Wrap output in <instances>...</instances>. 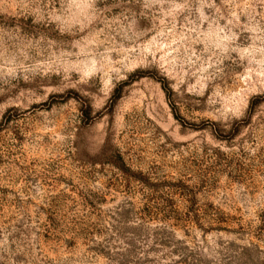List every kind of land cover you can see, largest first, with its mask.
<instances>
[{
  "label": "rangeland",
  "instance_id": "obj_1",
  "mask_svg": "<svg viewBox=\"0 0 264 264\" xmlns=\"http://www.w3.org/2000/svg\"><path fill=\"white\" fill-rule=\"evenodd\" d=\"M0 264H264V0H0Z\"/></svg>",
  "mask_w": 264,
  "mask_h": 264
},
{
  "label": "trees",
  "instance_id": "obj_2",
  "mask_svg": "<svg viewBox=\"0 0 264 264\" xmlns=\"http://www.w3.org/2000/svg\"><path fill=\"white\" fill-rule=\"evenodd\" d=\"M141 76L143 75H139V77ZM137 181H139L141 185L140 187L143 189L144 196L143 205L138 211V218H149L151 220H159L161 222L160 225L153 228V232L151 234L153 241L151 245H149L150 249L156 250V248H165L171 244L170 239H168V235H165V230L168 226L181 225L187 231L192 226H197L202 230L221 228L220 226L212 227L211 225V222L218 221L191 217L179 218L174 215V212L176 211L174 196L176 194L180 195L184 201L193 204V199L189 197L190 192L188 191L185 181H170L166 179L162 181H151L148 176L138 177ZM174 252L179 253L180 249L175 246V244H172V249L169 253L172 255ZM186 258L187 255H182L180 261H185Z\"/></svg>",
  "mask_w": 264,
  "mask_h": 264
}]
</instances>
